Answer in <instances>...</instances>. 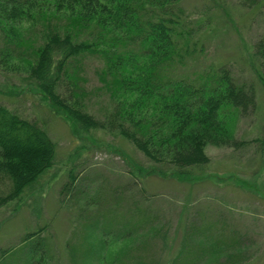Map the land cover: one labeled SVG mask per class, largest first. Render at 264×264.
I'll list each match as a JSON object with an SVG mask.
<instances>
[{
	"label": "rangeland",
	"instance_id": "1",
	"mask_svg": "<svg viewBox=\"0 0 264 264\" xmlns=\"http://www.w3.org/2000/svg\"><path fill=\"white\" fill-rule=\"evenodd\" d=\"M180 6L193 48L184 57L183 73L223 64L235 80L254 88L255 108L233 125L234 136L247 142L206 143L208 161L179 178L117 131L82 130L55 113L25 83L23 72L0 63V102L39 123L55 144L52 165L19 199L0 205V264H27L20 238L44 224L48 264H264V89L250 56L264 28V6L246 7L238 0H180ZM99 61L96 54L85 55L79 74L87 110L102 117L109 99L94 71ZM69 169L77 178L64 192ZM114 191L130 198L113 197ZM126 226L133 232L114 236ZM103 227L114 234L102 233ZM187 235L190 248L198 243L208 253L217 244L231 256L204 254L178 263Z\"/></svg>",
	"mask_w": 264,
	"mask_h": 264
},
{
	"label": "trees",
	"instance_id": "2",
	"mask_svg": "<svg viewBox=\"0 0 264 264\" xmlns=\"http://www.w3.org/2000/svg\"><path fill=\"white\" fill-rule=\"evenodd\" d=\"M238 1L264 6V0ZM182 13L180 0H0V63L23 72L25 83L74 125L115 130L149 160L170 165L171 174L184 178L190 167L208 161L206 143L247 142L234 136L233 125L255 108L256 98L252 84L235 80L226 65L183 73L184 57L193 48ZM87 54L100 58L94 71L109 99L102 117L87 110L80 83ZM250 56L264 89V28L250 45ZM54 153L55 144L39 123L0 102V205L19 199L52 165ZM76 173L69 169L64 192L73 188ZM118 193L130 198L123 191L112 196ZM87 204L86 199L80 209ZM45 227L20 238L27 264H48ZM101 232L113 233L104 227ZM131 232L126 226L113 234ZM185 238L178 263L204 254L231 256L217 244L208 253L198 243L190 248Z\"/></svg>",
	"mask_w": 264,
	"mask_h": 264
}]
</instances>
